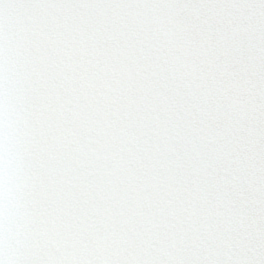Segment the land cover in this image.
<instances>
[{
    "label": "snow or ice",
    "instance_id": "6c2138e0",
    "mask_svg": "<svg viewBox=\"0 0 264 264\" xmlns=\"http://www.w3.org/2000/svg\"><path fill=\"white\" fill-rule=\"evenodd\" d=\"M0 264H264V0H0Z\"/></svg>",
    "mask_w": 264,
    "mask_h": 264
}]
</instances>
